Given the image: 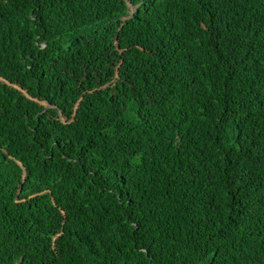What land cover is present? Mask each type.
<instances>
[{
    "label": "trees",
    "instance_id": "16d2710c",
    "mask_svg": "<svg viewBox=\"0 0 264 264\" xmlns=\"http://www.w3.org/2000/svg\"><path fill=\"white\" fill-rule=\"evenodd\" d=\"M0 264H264V0H0Z\"/></svg>",
    "mask_w": 264,
    "mask_h": 264
},
{
    "label": "rangeland",
    "instance_id": "374dc122",
    "mask_svg": "<svg viewBox=\"0 0 264 264\" xmlns=\"http://www.w3.org/2000/svg\"><path fill=\"white\" fill-rule=\"evenodd\" d=\"M105 85V84H104Z\"/></svg>",
    "mask_w": 264,
    "mask_h": 264
}]
</instances>
